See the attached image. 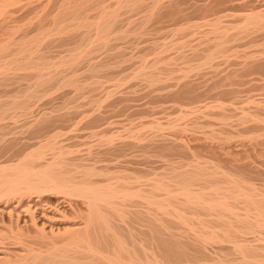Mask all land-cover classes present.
<instances>
[{"label": "bare ground", "instance_id": "1", "mask_svg": "<svg viewBox=\"0 0 264 264\" xmlns=\"http://www.w3.org/2000/svg\"><path fill=\"white\" fill-rule=\"evenodd\" d=\"M0 264H264V0H0Z\"/></svg>", "mask_w": 264, "mask_h": 264}, {"label": "rangeland", "instance_id": "2", "mask_svg": "<svg viewBox=\"0 0 264 264\" xmlns=\"http://www.w3.org/2000/svg\"><path fill=\"white\" fill-rule=\"evenodd\" d=\"M193 16H194V17H193ZM192 17H193L195 20H193ZM198 17H199V16H198ZM200 18H201V17H199V19H198L196 15H190V16L188 17V19L191 20V23H192V21H193V22H194V21H195V22L200 21ZM174 23H175V22H173V23H167V24H163L164 26H163V25H160V26H163V28H164L163 31H167V30H169L170 28L174 27ZM198 23H199V22H198ZM171 26H172V27H171ZM161 28H162V27H161ZM165 28H166V29H165ZM210 96H212V95H209L208 100L211 101L212 99L210 98ZM208 100H207V101H208ZM167 112H168V111H167ZM160 113H163V112H160ZM168 113H170V112H168ZM168 113L165 114V112H164L163 115H162V114H159V113H154V114H155L154 117H157V118H159V117H160V118H166L167 115H169ZM118 115H119V114H115L114 116H118ZM164 115H165V116H164ZM130 116H131V114L129 113V115L127 114V115L124 117V119H126L127 117H130ZM118 117H119V116H118ZM118 117L113 118V119H121V120L123 119V117H119V118H118ZM133 117H134V116H133ZM135 117H136V116H135ZM137 117H138V116H137ZM124 119H123V120H124ZM147 119H148V118H147ZM98 128H100V127H98ZM97 130H98L97 128L89 129V128L83 127L82 124L80 125V132H81L80 135H81V136H83V135L85 136V135H86V137H87V134H88V133H90V132H94V131L97 132ZM84 132H85V133H84ZM82 133H84V134H82ZM86 137H85V138H86ZM85 138H84V139H85ZM84 139H82V140H84ZM82 140H81V141H82ZM85 140H86V139H85ZM82 142H84V141H82ZM86 142H88V141H86ZM81 147H82V146H81ZM205 155H206V157L208 158L207 155H209V154H205ZM201 156H203L202 158L205 159V156H204V155L201 154ZM201 156H200V157H201ZM238 156H240V154H238ZM207 158H206V159H207ZM219 158H220V157H219Z\"/></svg>", "mask_w": 264, "mask_h": 264}]
</instances>
